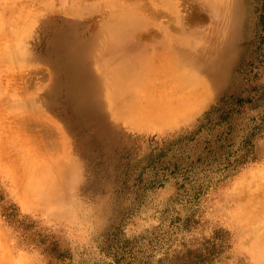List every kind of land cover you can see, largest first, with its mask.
<instances>
[{
  "label": "rangeland",
  "instance_id": "374dc122",
  "mask_svg": "<svg viewBox=\"0 0 264 264\" xmlns=\"http://www.w3.org/2000/svg\"><path fill=\"white\" fill-rule=\"evenodd\" d=\"M217 1L231 22L208 0H0V264H264V0ZM105 2L132 6L124 17L148 45L164 31L189 51L191 35L195 50L226 45L222 83L187 68L155 76L137 93L151 111L105 115L102 140L71 132L43 103L51 27L86 36ZM43 139L46 153L23 154Z\"/></svg>",
  "mask_w": 264,
  "mask_h": 264
},
{
  "label": "bare ground",
  "instance_id": "6f19581e",
  "mask_svg": "<svg viewBox=\"0 0 264 264\" xmlns=\"http://www.w3.org/2000/svg\"><path fill=\"white\" fill-rule=\"evenodd\" d=\"M217 2V0H208L207 2L210 6V14L213 17L220 15L219 9L221 8H216L218 7L216 5L218 4ZM65 6L63 11L67 13L74 12L70 9L74 8L72 5L65 4ZM108 6L107 2L102 5L100 22L91 31L89 30L90 33L86 36H81L76 26L72 23H60L51 27L44 60L48 65L47 68L50 70L51 84L49 91L43 98V103L55 115H59L63 119L71 132L75 134L91 129V132H94L95 136L99 140H102L105 137V115H112L118 119H121L119 118L120 114L127 111L129 113L137 112L138 116L140 113L141 115H145L147 111H151L150 107L153 100L146 99L143 96L145 98V102H143L146 104L142 105L137 99V93L141 94L140 89L144 90L146 87H149L150 81L155 76H165L168 73L174 74L187 68L193 70L189 76H195V70L197 72L206 71L208 83L213 86L222 83L223 73L229 62L228 47L226 45H223L218 50L210 51L202 47L195 50V44L199 45L203 44V42L200 41L201 37L195 38L194 35H191L188 42L185 43L188 44V47H194L193 51H189L188 49L185 50L181 45L183 42L181 40L184 37L182 39L177 36L176 38H170L165 31L162 32L159 40L148 45L147 43L135 40L132 36L134 31L138 30L137 28L141 25L142 21L138 17H135L136 15L132 18L124 17L131 12L132 6L121 5L117 7V11L115 9H105L109 8ZM224 6L222 8L223 13L220 16L222 19H228L229 16L232 18L231 8H228L225 4ZM228 21L231 22V19H228ZM219 28H217L216 24L215 26L213 25L210 29V36L215 37L219 32L224 33V29L220 30ZM185 34L188 37L187 33ZM203 37L208 38L207 34ZM205 53L208 54L205 55ZM198 60L199 63L197 68H195V62ZM184 61H186V66H180V62ZM189 80H193L189 81L190 87L195 89V79L191 77ZM148 100L151 102L149 103ZM27 105L29 104L27 103ZM33 105L30 107V112L34 116L50 120L40 110V107L35 105V102ZM66 143L65 136H63L62 146H66ZM40 144L36 140H34L30 148L26 144L28 148L24 149L25 153L23 154L33 155L35 146L40 147L45 152L44 146L45 144L47 146L48 142L45 143L43 139V147ZM30 149L32 151H29ZM61 158L62 156L58 159V162H54L56 164V171H58L57 173H62L61 168L63 167L59 163V161H63ZM45 165L42 164V168ZM24 173L23 188L29 180L25 170ZM53 184H47L50 185L47 196L51 195L52 192V198L56 195L54 192L55 185Z\"/></svg>",
  "mask_w": 264,
  "mask_h": 264
}]
</instances>
